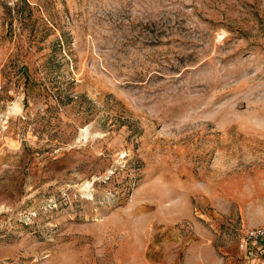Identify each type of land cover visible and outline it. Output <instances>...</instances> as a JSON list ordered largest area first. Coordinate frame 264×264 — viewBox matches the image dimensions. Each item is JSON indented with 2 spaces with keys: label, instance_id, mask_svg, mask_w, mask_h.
<instances>
[{
  "label": "rangeland",
  "instance_id": "1",
  "mask_svg": "<svg viewBox=\"0 0 264 264\" xmlns=\"http://www.w3.org/2000/svg\"><path fill=\"white\" fill-rule=\"evenodd\" d=\"M261 227L264 0H0V264H264Z\"/></svg>",
  "mask_w": 264,
  "mask_h": 264
},
{
  "label": "crops",
  "instance_id": "2",
  "mask_svg": "<svg viewBox=\"0 0 264 264\" xmlns=\"http://www.w3.org/2000/svg\"><path fill=\"white\" fill-rule=\"evenodd\" d=\"M186 257L185 264H222L220 255L214 258L210 250L204 251L202 244L196 242L187 248Z\"/></svg>",
  "mask_w": 264,
  "mask_h": 264
},
{
  "label": "built area",
  "instance_id": "3",
  "mask_svg": "<svg viewBox=\"0 0 264 264\" xmlns=\"http://www.w3.org/2000/svg\"><path fill=\"white\" fill-rule=\"evenodd\" d=\"M250 235H253L254 237H264V227H261L255 231H253Z\"/></svg>",
  "mask_w": 264,
  "mask_h": 264
},
{
  "label": "bare ground",
  "instance_id": "4",
  "mask_svg": "<svg viewBox=\"0 0 264 264\" xmlns=\"http://www.w3.org/2000/svg\"><path fill=\"white\" fill-rule=\"evenodd\" d=\"M81 134L85 137L86 134H87V130H86V129H82V130H81Z\"/></svg>",
  "mask_w": 264,
  "mask_h": 264
}]
</instances>
